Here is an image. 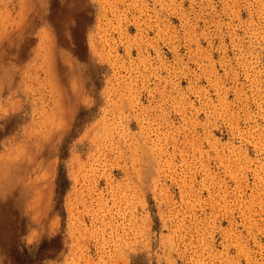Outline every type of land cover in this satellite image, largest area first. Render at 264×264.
I'll return each mask as SVG.
<instances>
[{
    "label": "rangeland",
    "instance_id": "1",
    "mask_svg": "<svg viewBox=\"0 0 264 264\" xmlns=\"http://www.w3.org/2000/svg\"><path fill=\"white\" fill-rule=\"evenodd\" d=\"M0 264H264V0H0Z\"/></svg>",
    "mask_w": 264,
    "mask_h": 264
}]
</instances>
